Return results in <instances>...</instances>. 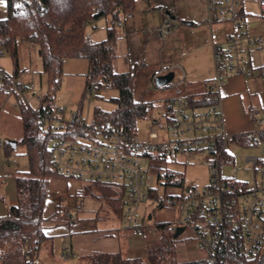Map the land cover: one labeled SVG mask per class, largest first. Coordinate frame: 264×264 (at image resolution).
Instances as JSON below:
<instances>
[{"label":"built area","instance_id":"built-area-1","mask_svg":"<svg viewBox=\"0 0 264 264\" xmlns=\"http://www.w3.org/2000/svg\"><path fill=\"white\" fill-rule=\"evenodd\" d=\"M258 5L264 16V0H258ZM240 7L241 0H206L205 21L212 26L234 20ZM132 17V12L120 15L117 25ZM172 27L170 19H167L163 28L151 33L162 38L164 31L168 32ZM145 33L141 30L142 35ZM255 44L256 39L235 31L228 32L223 42L213 44L214 74L207 82L206 92L216 99V105L190 109L183 91L178 84L171 82L173 96L165 105L162 119H150L147 141H140L124 129L102 121L76 138L52 140L49 144L51 169L65 177L108 184L125 196L127 204L123 219L126 228L132 230L136 237H143L151 229L160 228V225L149 227L146 216L138 212L142 204L152 201L159 208L177 207V215L164 225L163 232L174 235L178 228L183 229L177 239L183 238L187 232L195 249L203 254L201 260L206 264H232L233 260H249L261 254L264 252V162L259 157L245 158L252 174L251 188L223 171L227 164L224 158L226 147L232 137L223 131L219 108L220 88L229 75L245 72L248 47ZM166 73H169L168 69L157 66L152 73V84L156 86V77ZM2 77L5 74L0 71ZM15 87L20 91L23 89ZM38 101L40 103L41 97ZM188 110L190 114H186ZM63 111V107H55L53 113L48 109L42 110L37 114L39 124L46 128L52 122L56 129L54 123L61 122L56 115ZM71 116L74 118L75 114ZM248 117L256 128L247 135L246 143H236L259 144L264 140L259 109H251ZM186 133L194 134L187 137ZM183 150L206 153L204 160L209 165L210 174L208 185L202 190L181 187L182 193L176 198L159 195L158 187L145 190L146 168L140 159L148 158L146 154L165 156L169 151ZM258 174L260 184L256 180ZM177 179L178 175L172 173L170 181ZM158 181L165 188L166 175L158 176ZM153 190L157 193L151 196ZM66 215L69 220L72 219L69 209ZM148 218L150 220L151 215ZM74 256L69 248H65L60 258L68 261ZM31 263L37 264V258Z\"/></svg>","mask_w":264,"mask_h":264},{"label":"rangeland","instance_id":"rangeland-1","mask_svg":"<svg viewBox=\"0 0 264 264\" xmlns=\"http://www.w3.org/2000/svg\"><path fill=\"white\" fill-rule=\"evenodd\" d=\"M7 0H0V18L6 15ZM160 8H152L154 5ZM150 3L148 0H136L133 18H125L124 24L117 25V40L115 44V57L113 60V70L116 73L134 72L135 79L132 83V96L135 101H145L151 103L147 116L136 123V137L140 141H147L146 134L149 131L150 119H162L165 111V102L171 96L174 87L167 85L157 88L152 84L151 75L154 67L151 65L165 59L173 64V56H180L182 45L178 39L175 44L166 46L160 39L159 43L149 46L146 50L144 44L148 43L146 38L139 35L141 30L146 31V37L151 32L164 27L163 19L167 20L165 12L172 14H181L180 19L170 22L174 25L171 31H175L177 26L193 29L207 25L202 11H206L205 0H158L157 3ZM249 7H246L248 10ZM252 9H249L251 11ZM195 18V19H193ZM194 20L192 26H186ZM109 16L101 18L95 26H88L86 31L92 41H101L106 37V28L109 25ZM123 21L121 23H123ZM215 25V24H214ZM213 25V30H214ZM206 27V26H205ZM244 29V28H242ZM167 31H164L166 33ZM210 33V31H209ZM227 34V32H226ZM195 34L193 35V37ZM167 41V40H166ZM27 42L24 38L18 39V54L20 56V73L22 85L27 84L22 95L26 103L36 110L39 105L38 97H42L47 92V80L44 74L39 76L37 66L41 67V59L38 57L39 50L37 45L30 43L32 47V57L28 54ZM196 46L195 42L190 43V48ZM0 66L11 75L14 69L10 55L0 48ZM38 57V58H37ZM141 62L143 64H141ZM166 62V61H165ZM23 68L27 69L23 72ZM157 66L155 67V69ZM32 70V71H31ZM64 76L61 86L54 97L55 107H63L64 111L56 116L61 122H55L54 126L62 130L66 123L72 119L79 120L87 126L94 120V111L96 109L104 112L112 111L115 107L111 101L118 96V91L112 88L94 87L91 92L85 95V83L82 73L72 70H64ZM32 83L33 86H30ZM82 87V88H81ZM81 88V89H80ZM75 114L73 118L71 115ZM187 111L186 114H190ZM183 129H186L184 127ZM162 130L160 134L162 135ZM194 133H186L189 137ZM206 153L194 151H169L165 156L154 154L151 158L140 159V163L146 168V186L148 188L158 187L159 195L178 197L182 189L177 186L160 185L158 176L166 175V172H172L183 180L185 188L193 187L202 190L209 183V165L204 160ZM246 157H259L264 162V140L259 144H238L229 142L226 147L224 167L225 172L234 176L237 181L246 183L248 188L253 186L252 174L245 163ZM10 162L16 166L18 174L27 175L28 159L25 147L18 144L10 155ZM257 184H260L261 177L257 175ZM58 192V193H56ZM126 198L117 193L110 185L98 182H87L85 180L65 177L62 175H53L47 179L45 188V200L42 211V225L45 239L42 241L37 255V264H93L92 259L95 255L102 252L120 251L128 257L141 256L144 243L150 238L156 237L161 230L151 229L145 236L146 239L135 242V235L132 230L126 228V221L123 215L126 209ZM69 209L72 219L66 215ZM138 212L146 216L145 220L149 227L170 223L177 215L176 206H165L163 208L155 207L154 202L147 201L142 204ZM148 215L151 219L148 220ZM165 234V232H163ZM168 235V234H167ZM183 235V240L175 239V247L180 244L186 247L193 246L194 242ZM171 236V235H169ZM182 239V238H181ZM181 241V242H180ZM65 248L72 250L74 257L68 261H63L60 256ZM12 249L4 250V257L0 258V264H26L32 259L28 255L13 254ZM143 256V255H142Z\"/></svg>","mask_w":264,"mask_h":264},{"label":"trees","instance_id":"trees-1","mask_svg":"<svg viewBox=\"0 0 264 264\" xmlns=\"http://www.w3.org/2000/svg\"><path fill=\"white\" fill-rule=\"evenodd\" d=\"M135 2L136 0H7L6 17L0 20V48L10 55L13 62L14 69L10 78L15 80L20 75L17 42L19 38H24L39 49L42 74L47 80V92L41 97L38 108L33 110L9 78L2 77L0 82V89L5 88L13 94L19 109L23 126V137L19 144L25 147L29 164L27 175L18 174L15 177L16 204L8 208L5 217L0 218V258L4 257L5 249L11 248L13 254L21 255L23 251L24 255L32 257L26 263L32 264L31 261L45 239L42 225L45 188L50 176L59 175L51 169L49 144L52 140L76 138L102 121L122 128L134 137L137 121L147 116L151 103L135 101L132 96L135 71L116 73L112 65L119 17L133 12ZM148 2L156 4L158 0ZM152 8L160 6L156 4ZM108 16L111 18V25L106 28L105 39L92 41L87 34V27ZM169 17H172L171 12ZM68 59L87 61L83 95L92 91L93 83H96L97 88L116 89L118 96L111 99L115 107L109 112L96 109L93 123L89 126L74 118L61 131L54 129L52 122L48 127L42 128L37 114L44 109L54 112V97L64 76L63 64ZM259 69L264 72V64ZM187 103L190 109H196L216 105L217 101L210 93L205 92L201 99L189 98ZM232 141L246 143L247 135L232 137ZM6 147L7 156L12 149L9 145ZM146 156L153 157L152 154ZM171 174L172 172H166V186L185 189L182 179L170 181ZM156 193L153 190L150 195ZM163 227L164 224H160L161 230ZM175 241L173 235L164 234L162 230L154 239L150 238L144 243L143 256L127 257L120 251L102 252L93 257L92 263L206 264L203 260L179 262L175 253ZM232 264H264V252L249 260H233Z\"/></svg>","mask_w":264,"mask_h":264},{"label":"crops","instance_id":"crops-1","mask_svg":"<svg viewBox=\"0 0 264 264\" xmlns=\"http://www.w3.org/2000/svg\"><path fill=\"white\" fill-rule=\"evenodd\" d=\"M249 6L251 8H248L247 10L246 7ZM249 9H252V13L249 11ZM202 15L206 19L205 9L202 11ZM181 17V14L175 13L172 14V17L168 16V19L174 21L176 19H180ZM4 18H0V20ZM193 19H188L190 22L184 24L186 26H192L194 24ZM165 22L166 19H163V24ZM123 24L124 21L120 25L122 26ZM95 25L96 22L93 24V26ZM109 25H111V18L109 20ZM205 26H200L194 29V31H192L193 29L177 26L175 31H171L172 29H169L168 32L164 33L165 35L163 34V39L153 33H150L148 37H146L147 33L142 35L140 31L139 35L142 38H146L145 40L149 41L148 43L144 44L146 50L149 46L159 43L160 39L165 42L166 46L170 44L173 46L175 41L178 39L179 44H181L183 47L180 56H173V58H171L173 64H170L171 61L162 59V61L156 62L157 64L153 63L151 66L155 69L156 66L161 65L165 69H168V72H172L174 75L171 82L178 84V87L183 91L186 100L189 98L198 100L205 95L207 82L213 77L214 74L212 59L213 44L223 42L226 32L228 33L230 31L243 33L248 38L256 39V44L254 46L248 47L245 72L242 74L229 75L220 88L219 108L223 131L230 137L238 138L248 135L255 130V123H253L248 117V113L251 109H259L260 119L262 120L261 127L264 128V72L259 69L264 64V16L259 8L258 0H241V7L238 16L234 20L215 24L214 30L213 25L209 26L210 33L208 30H206L208 26ZM194 34L195 36L193 37ZM192 42H195L196 46L193 49H189L188 47ZM26 49L28 50V54L30 56L29 58L31 60L32 47L30 43H27ZM36 50H39L38 47H36ZM37 54L38 57H40L39 52ZM141 64L143 63L141 62ZM18 66L20 70L21 67L19 54ZM87 67V61L83 59H68L65 60L63 64V69L65 71L68 69H76V71L82 73L81 75L84 78V83L86 81L85 75L87 72ZM36 69V72H38L39 76L42 77V64L41 67L39 65ZM0 71L5 74V77L11 80L14 86L19 84V87L23 88L21 89V92L26 89L27 84L22 85L21 83V73L17 79L12 80L10 75L1 66ZM26 71L27 69L23 68V72ZM182 76H184V78H182ZM1 79L2 78H0V82ZM30 86H33L32 83ZM170 86L173 87L172 85ZM173 91L174 89L171 92L170 98L166 100L165 105L172 98ZM22 137L23 126L20 118V112L16 105L13 94L7 91L5 88H1L0 218L5 217L8 208L12 205H15L17 202L15 177L18 175L19 170L16 166L11 164L10 155L17 147ZM9 141H15L16 146L13 148L12 145L9 144ZM7 145H9L12 150L10 154L6 156L5 150L7 149ZM149 233H147L145 236H147ZM144 239L145 238L135 237L134 241L137 242L138 240L142 241ZM179 240H183V238L177 239V241ZM175 253L179 262L199 261L203 258V254L198 252L195 249V246L186 247L185 245L180 244L175 248Z\"/></svg>","mask_w":264,"mask_h":264},{"label":"water","instance_id":"water-1","mask_svg":"<svg viewBox=\"0 0 264 264\" xmlns=\"http://www.w3.org/2000/svg\"><path fill=\"white\" fill-rule=\"evenodd\" d=\"M165 14L167 16H169V12L166 11ZM173 77H174V75H173L172 72L166 73L164 75L157 76L156 79H155L156 87L157 88H162V87H165V86L169 85L170 82L173 80ZM9 144L12 145L13 148L16 146V142L15 141H9ZM186 191H188V189H186ZM182 231H183V229L178 228L176 230V232L174 233L173 238L176 239L181 234Z\"/></svg>","mask_w":264,"mask_h":264}]
</instances>
